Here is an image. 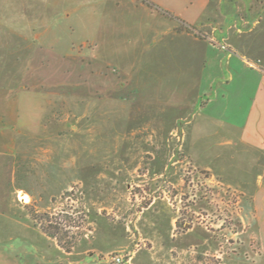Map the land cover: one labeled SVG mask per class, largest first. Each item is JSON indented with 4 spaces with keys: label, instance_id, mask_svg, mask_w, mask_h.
Listing matches in <instances>:
<instances>
[{
    "label": "crops",
    "instance_id": "crops-1",
    "mask_svg": "<svg viewBox=\"0 0 264 264\" xmlns=\"http://www.w3.org/2000/svg\"><path fill=\"white\" fill-rule=\"evenodd\" d=\"M77 38L97 46L90 88L62 86L59 68ZM34 77L56 80L20 82ZM68 107L75 125L55 116ZM170 140L240 193L264 264V0H0V237H20L22 207L52 209L77 185L88 193L91 229L70 254L35 229L55 252L47 264H98L140 238L150 250H136L133 264H186L212 240L203 227L176 234L168 181L156 175L170 166L161 151L132 179L149 142ZM97 157L110 160L97 170L85 161ZM134 188L151 195L143 210Z\"/></svg>",
    "mask_w": 264,
    "mask_h": 264
},
{
    "label": "rangeland",
    "instance_id": "rangeland-1",
    "mask_svg": "<svg viewBox=\"0 0 264 264\" xmlns=\"http://www.w3.org/2000/svg\"><path fill=\"white\" fill-rule=\"evenodd\" d=\"M106 47L104 46V50H106ZM96 55L97 46L93 45L91 40L75 39L69 46L68 60L62 63V67L59 68L66 71V77L61 79L63 82L62 86L64 88L80 85L89 88L93 87L95 85L93 70L98 68V62L94 61V56ZM83 74L85 75L84 77L81 76ZM55 80L34 77L20 79V82L28 87H43L44 85L52 84ZM70 104L69 106L71 107ZM27 105L29 104H26V109H30ZM70 107L65 109L64 112L59 111L61 114L57 113L59 115L55 116L61 119H69L71 125H75L74 110H72L73 107L72 109ZM23 112H27V110H22ZM70 126L67 128L66 135L74 132L70 129ZM17 129L21 136H26L25 134L30 128L19 125ZM83 129L86 130V127H83ZM105 144L107 145V143ZM106 145L102 149H106L108 147ZM84 146L86 149L90 147V144L87 143ZM147 149H149V154L143 156L140 169L138 173L133 175L132 179L138 176L139 173H146L150 168L152 162V158H149L152 153L150 151L155 149L161 151V160L170 166L168 167V175L163 178L159 174L156 175L159 177V182L168 181L165 184V191L169 197L170 204L177 211L179 217L176 234L181 236L187 232L188 228L195 226L206 229L211 237L213 247L202 252L196 248V254L184 256L185 261H187L186 264H257L256 259L260 254L258 253L256 240L250 237L248 225L241 220L240 193L223 185L219 178L213 177L209 172L195 168L183 152L182 142L177 140L158 144L149 142V148ZM109 160L104 157L85 158L86 162L94 163L95 165H93L98 168L97 170L104 167V163ZM154 178L157 179V177ZM26 181L20 176L19 186L23 188L26 185ZM172 181L173 183L175 182L173 186L169 184ZM17 184L14 185V188L17 187ZM141 192L136 188L132 190L133 194L137 193L138 195L139 210L145 208L151 196L146 190L142 194ZM158 192L156 191L154 194L157 195ZM87 194L83 188L71 185L59 199L53 200L54 204L55 201H59V204L54 206L55 208L41 210L36 203L29 204L34 206L38 212H47L52 216L58 217L62 227L70 232L71 236L80 232L83 233L84 236L71 252L74 251L91 229L87 207H85ZM98 194L99 192L97 191ZM95 199L97 200L98 196ZM104 200V198L100 199V201ZM26 206L21 208L20 237L14 239L0 237V264H47L45 259L55 258L54 250L48 247L45 238H43L44 236L38 232L41 229L30 219ZM81 218L84 220L79 225L77 220ZM179 223L180 226L178 225ZM180 236L179 239H182ZM50 239L58 244L56 239ZM64 241H69V239L65 237ZM140 249L150 250V242L140 238L139 241L133 244V248L130 251L101 254L98 257V264H100L99 260L101 257L118 253L125 257V264H133L131 261L133 253ZM71 252L66 253L70 254ZM170 258L171 262L173 261L172 263H178L174 262L173 259L175 257Z\"/></svg>",
    "mask_w": 264,
    "mask_h": 264
},
{
    "label": "trees",
    "instance_id": "trees-1",
    "mask_svg": "<svg viewBox=\"0 0 264 264\" xmlns=\"http://www.w3.org/2000/svg\"><path fill=\"white\" fill-rule=\"evenodd\" d=\"M27 210L30 219L33 223L38 226L41 231L49 238L56 239L59 247L64 249L66 252H71L73 248L78 244L81 238L84 236L83 233H78L77 235H70V232L66 231L58 217L52 216L50 213L38 212L36 208L32 205H27ZM84 219L77 220V224H81ZM76 223V222H75ZM180 226V223L178 224ZM68 238L69 241H64V238Z\"/></svg>",
    "mask_w": 264,
    "mask_h": 264
},
{
    "label": "built area",
    "instance_id": "built-area-1",
    "mask_svg": "<svg viewBox=\"0 0 264 264\" xmlns=\"http://www.w3.org/2000/svg\"><path fill=\"white\" fill-rule=\"evenodd\" d=\"M100 264H125V257L121 254H110L100 258Z\"/></svg>",
    "mask_w": 264,
    "mask_h": 264
},
{
    "label": "bare ground",
    "instance_id": "bare-ground-1",
    "mask_svg": "<svg viewBox=\"0 0 264 264\" xmlns=\"http://www.w3.org/2000/svg\"><path fill=\"white\" fill-rule=\"evenodd\" d=\"M20 197H21V199H22L23 201H25L26 203H28V202L30 201L29 196H27V195H25V194H23V193H21Z\"/></svg>",
    "mask_w": 264,
    "mask_h": 264
}]
</instances>
